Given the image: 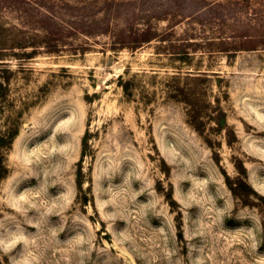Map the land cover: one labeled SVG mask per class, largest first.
Masks as SVG:
<instances>
[{
    "label": "rangeland",
    "instance_id": "374dc122",
    "mask_svg": "<svg viewBox=\"0 0 264 264\" xmlns=\"http://www.w3.org/2000/svg\"><path fill=\"white\" fill-rule=\"evenodd\" d=\"M1 84L0 264H264V0H0Z\"/></svg>",
    "mask_w": 264,
    "mask_h": 264
},
{
    "label": "trees",
    "instance_id": "16d2710c",
    "mask_svg": "<svg viewBox=\"0 0 264 264\" xmlns=\"http://www.w3.org/2000/svg\"><path fill=\"white\" fill-rule=\"evenodd\" d=\"M6 79V78H5ZM6 90L7 86H4L3 84L0 85V98L3 100L6 99ZM221 124V123H220ZM221 126V125H220ZM223 127H221L222 129ZM18 136V129L15 130H8L7 132L0 134V182L6 178L8 175V169L7 166L4 164V157L1 154L2 149L9 148L15 138ZM83 144H87V137L85 136L83 138ZM84 156V154H83ZM245 173V170H243V174ZM226 184L229 186L231 192L234 194V196L239 195H248L250 192H254L250 185H247L243 180H240L237 184H232L230 182V179L226 178Z\"/></svg>",
    "mask_w": 264,
    "mask_h": 264
}]
</instances>
